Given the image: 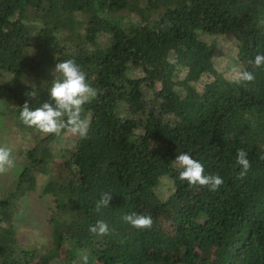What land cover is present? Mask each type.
Here are the masks:
<instances>
[{
	"label": "trees",
	"instance_id": "trees-1",
	"mask_svg": "<svg viewBox=\"0 0 264 264\" xmlns=\"http://www.w3.org/2000/svg\"><path fill=\"white\" fill-rule=\"evenodd\" d=\"M203 36L232 37L236 50L225 59L254 79L226 78L218 46ZM257 54H264V0H0L1 121L31 136L12 151L13 177L0 193V264H83L85 255L87 264H264ZM66 59L96 91L82 106L84 138L19 120L25 100L38 106L40 92L47 99L51 70ZM205 75L213 79L195 91ZM32 87L36 98L27 95ZM239 150L250 163L243 174ZM181 152L223 184L210 190L182 181L174 162ZM40 175L47 177L40 196L52 202L44 250L25 247L16 228ZM106 191L110 203L97 209ZM133 212L149 215L152 226L122 221ZM98 220L107 234L90 231Z\"/></svg>",
	"mask_w": 264,
	"mask_h": 264
},
{
	"label": "clouds",
	"instance_id": "clouds-1",
	"mask_svg": "<svg viewBox=\"0 0 264 264\" xmlns=\"http://www.w3.org/2000/svg\"><path fill=\"white\" fill-rule=\"evenodd\" d=\"M252 63L256 67L264 66V54L255 55ZM52 78L47 84V99L41 97L38 106L30 105L28 100L19 111V120L29 127H34L42 133L60 135L62 131L78 134L84 138L88 134L89 120L81 115L82 106L96 96L95 89L86 79V74L73 60H59L51 70ZM232 82L243 84L254 79V73L248 70L234 69ZM38 87H32L27 93L29 98L37 96ZM175 165L180 169L179 178L190 185L207 186L210 190H217L223 184V178L219 175L207 174L200 160L188 152H181L174 159ZM14 164L12 150L0 145V172L6 171ZM236 164L241 169V174L246 172L250 163L246 153L239 150L236 156ZM113 192L101 193L96 205L97 209L109 205ZM122 221L136 229H147L152 226V218L149 215L135 212L122 216ZM90 231L97 235L107 234L108 224L98 220ZM88 257H82L83 264H87Z\"/></svg>",
	"mask_w": 264,
	"mask_h": 264
},
{
	"label": "rangeland",
	"instance_id": "rangeland-1",
	"mask_svg": "<svg viewBox=\"0 0 264 264\" xmlns=\"http://www.w3.org/2000/svg\"><path fill=\"white\" fill-rule=\"evenodd\" d=\"M203 38L206 41L216 43L219 51V56L217 57V67L226 78H231L233 75V70L238 68L232 65V62L225 58L226 53H235L236 46L234 39L230 36L216 38L203 36ZM140 74L141 72L137 73V75ZM212 79L213 76H203L202 79L195 84V91H202L204 85ZM2 110L3 106L0 105V145L7 146L12 151H16V155L17 151L21 147L20 145L25 146L31 136L23 130H20L19 127H15L16 125L13 126L8 122L2 123ZM13 168L14 167L12 166L6 171L0 172V193L3 191L4 187H6V185L11 182L13 177ZM46 178V176L42 175L38 177L37 191L31 193L23 202L16 220L17 236L19 241L25 247L30 249L36 248L39 250H44L45 248L43 247L49 245L48 239L50 237V227L48 220L51 212L52 202L50 196H40ZM169 187L170 184L168 179H164L162 181L161 189L166 197H168L170 192Z\"/></svg>",
	"mask_w": 264,
	"mask_h": 264
}]
</instances>
